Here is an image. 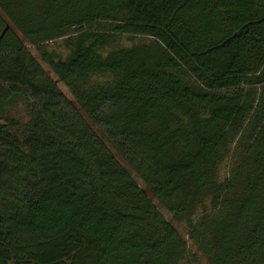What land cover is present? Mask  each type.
Here are the masks:
<instances>
[{"label": "trees", "instance_id": "obj_1", "mask_svg": "<svg viewBox=\"0 0 264 264\" xmlns=\"http://www.w3.org/2000/svg\"><path fill=\"white\" fill-rule=\"evenodd\" d=\"M164 208L264 264V0H0V264L197 258Z\"/></svg>", "mask_w": 264, "mask_h": 264}, {"label": "rangeland", "instance_id": "obj_2", "mask_svg": "<svg viewBox=\"0 0 264 264\" xmlns=\"http://www.w3.org/2000/svg\"><path fill=\"white\" fill-rule=\"evenodd\" d=\"M138 40H139V37L131 38V37L123 34L122 37L118 38V40L116 41L117 43L114 46H116V45H120V46L131 45L132 43L137 42ZM27 44L30 47L33 55H35L40 61H42V64H43L44 68L48 72H50V74L54 77V79H56L57 76H55V74L50 70V67L48 66V64H46L42 60V57L39 54H37L35 49L31 45H29V43H27ZM47 49L49 51L54 52V53L60 54V55H62L64 57L67 56V53L69 52L68 49L65 47L62 39H57L55 41L49 42V44L47 46ZM58 84H59V87L61 89H63V91L65 92V94L69 98H73V96H72L71 92L69 91V89L62 82H58ZM11 113L13 115H15L16 117L22 118L24 121L27 119L26 108L24 106H22L21 104H19L16 108H12V112ZM226 167L227 166H224V168H223V174H225V172L227 171ZM133 175L135 176V178L138 181V183L142 184L141 179L137 176V174L135 172L133 173ZM163 212H164L165 216L171 222H173V224L177 227L179 232L182 233L184 238L188 240L190 253L197 256V258H194L192 255H190L189 259L186 260V261H183L182 264H206V259L202 255L201 251L198 248H196V246L193 244L191 239H189V237H188L187 222H184V221L178 222V221L174 220L172 218L171 214L165 208L163 209Z\"/></svg>", "mask_w": 264, "mask_h": 264}]
</instances>
